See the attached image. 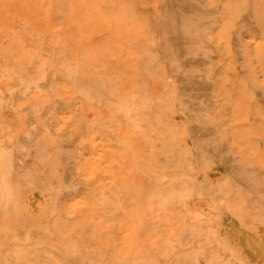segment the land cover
I'll return each instance as SVG.
<instances>
[{
  "label": "rangeland",
  "instance_id": "obj_1",
  "mask_svg": "<svg viewBox=\"0 0 264 264\" xmlns=\"http://www.w3.org/2000/svg\"><path fill=\"white\" fill-rule=\"evenodd\" d=\"M194 1L0 0V264H264V0Z\"/></svg>",
  "mask_w": 264,
  "mask_h": 264
},
{
  "label": "bare ground",
  "instance_id": "obj_2",
  "mask_svg": "<svg viewBox=\"0 0 264 264\" xmlns=\"http://www.w3.org/2000/svg\"><path fill=\"white\" fill-rule=\"evenodd\" d=\"M193 1H194V0H193ZM194 2H195V1H194ZM62 3H63V2H62ZM188 3H189V1H188ZM188 3H187V4H188ZM190 4L193 5V3H191V2L189 3V5H190ZM191 5H190V6H191ZM198 5H200V4H198ZM58 6H59V5H58ZM187 7H188V5H187ZM187 7H186V8H187ZM202 7H203V6H202ZM186 8H185V9H186ZM189 9H191V7H189ZM202 9H203V8H202ZM61 10H62V9H61ZM191 10H192V9H191ZM191 10H190V11H191ZM188 12H189V11H188ZM194 12H195V10H193V13H194ZM200 15H201V14H200ZM200 15H199V16H200ZM196 16H197V15H196ZM188 18H189V17H188ZM188 18H187V19H188ZM7 19H8V18H7ZM196 19H197V18H196ZM207 19H208V16H207ZM204 20H206V19H204ZM206 21H207V20H206ZM185 23H186V22H185ZM185 23H184V24H185ZM189 23H191V22H189ZM184 24H183V25H184ZM195 24H196V23H195ZM190 25H191V24H190ZM190 25H187V26H188L187 28H184V27H183V29H184V30L187 29L186 31H187V32H190L189 29H191V28L193 29V26H191V28H190ZM194 26H195V25H194ZM185 27H186V26H185ZM196 27H197V26H196ZM186 31H185V32H186ZM194 31H195V30H194ZM194 31H193L194 34L199 35V34H198V31H199V30L197 31V33L194 32ZM196 37H197V36H196ZM155 39H157V38H155ZM153 40H154V39H153ZM157 41H158V40H157ZM199 73H200V72H199ZM197 74H198V73H197ZM198 75H199V74H198ZM205 75H206V74H205ZM194 76H196V75H194ZM205 79H206V78H205ZM200 80H201V78H200ZM192 81H193V80H192ZM197 82H198V80H194V81L192 82V86H194V85L196 86V85H197ZM194 83H195V84H194ZM196 87H197V86H196ZM192 88H193V87H192ZM187 90H188V89H187ZM194 90H196V89L193 88V91H194ZM199 92H200V91H199ZM193 93H194V92H192V93H190V94L192 95ZM195 93H196V92H195ZM197 94H198V93H197ZM191 95H190V96H191ZM199 96H200V95H199ZM192 98H193V97H192ZM188 100H190V99L188 98ZM94 169H96V168H94ZM97 169H99V168H97ZM97 169H96V170H97ZM100 169H101V168H100ZM97 171H98V170H97ZM93 172H95V171H93ZM92 175H93V173H92ZM92 177H93V176H91L90 178H92ZM98 177H99V176H98ZM96 181H97V180H96ZM177 187H178V186H177ZM102 193H103V192H102ZM27 200H28V204H29L30 208H31L32 210H34V211H35V210L42 209V208L44 207V205H45V204H44V198H43V196H42L41 194H39V193H36V192L30 194V196L28 197ZM6 205H7V204H6ZM32 214H33V213H32ZM38 216H40V215H38ZM38 216H37V217H38ZM224 223H225V225H228L229 228H231V229L234 228V224H233L231 221H229V220H225ZM258 236H259V240H258L259 244H260L261 246L264 247V228H260V229L258 230ZM240 246H241V245H240ZM238 248H239V249H243V250L245 249V247H243V246H241V248H240V247H238Z\"/></svg>",
  "mask_w": 264,
  "mask_h": 264
}]
</instances>
